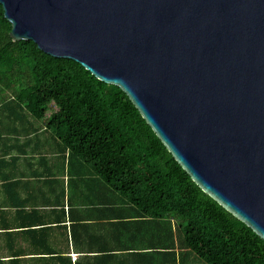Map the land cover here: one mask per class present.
<instances>
[{"label": "water", "instance_id": "water-1", "mask_svg": "<svg viewBox=\"0 0 264 264\" xmlns=\"http://www.w3.org/2000/svg\"><path fill=\"white\" fill-rule=\"evenodd\" d=\"M12 41L118 86L192 181L264 240V0H0Z\"/></svg>", "mask_w": 264, "mask_h": 264}, {"label": "trees", "instance_id": "trees-1", "mask_svg": "<svg viewBox=\"0 0 264 264\" xmlns=\"http://www.w3.org/2000/svg\"><path fill=\"white\" fill-rule=\"evenodd\" d=\"M10 31L0 5V96L8 97L1 109L45 122L145 215L182 218L186 247L206 264H264V240L192 181L118 86L32 41H12Z\"/></svg>", "mask_w": 264, "mask_h": 264}, {"label": "crops", "instance_id": "crops-1", "mask_svg": "<svg viewBox=\"0 0 264 264\" xmlns=\"http://www.w3.org/2000/svg\"><path fill=\"white\" fill-rule=\"evenodd\" d=\"M6 100L0 96V264H198L173 214L152 217L127 203L45 122L1 109Z\"/></svg>", "mask_w": 264, "mask_h": 264}, {"label": "rangeland", "instance_id": "rangeland-1", "mask_svg": "<svg viewBox=\"0 0 264 264\" xmlns=\"http://www.w3.org/2000/svg\"><path fill=\"white\" fill-rule=\"evenodd\" d=\"M28 73V71H26L25 72V74H27ZM177 220L178 221H180V222H177V227H178V229H179V235H181L182 237H183V231H182V227H183V220H182V218H179V217H177ZM199 259V258H198ZM201 260V261H200ZM199 262H198V264H204V261H202V259H199L198 260Z\"/></svg>", "mask_w": 264, "mask_h": 264}]
</instances>
